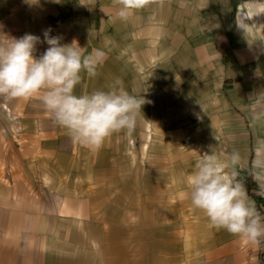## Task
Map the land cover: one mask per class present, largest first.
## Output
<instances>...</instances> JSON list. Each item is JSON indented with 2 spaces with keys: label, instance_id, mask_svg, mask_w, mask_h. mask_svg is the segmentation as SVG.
<instances>
[{
  "label": "rangeland",
  "instance_id": "1",
  "mask_svg": "<svg viewBox=\"0 0 264 264\" xmlns=\"http://www.w3.org/2000/svg\"><path fill=\"white\" fill-rule=\"evenodd\" d=\"M145 39L118 41L107 67L81 73L77 95L118 78L146 100L135 126L98 150L74 144L35 98L0 96V264H212L230 239L193 208L186 179L210 149L222 160L237 151L238 170L247 132L261 147L264 125L235 123L241 112L195 68L189 46Z\"/></svg>",
  "mask_w": 264,
  "mask_h": 264
},
{
  "label": "crops",
  "instance_id": "2",
  "mask_svg": "<svg viewBox=\"0 0 264 264\" xmlns=\"http://www.w3.org/2000/svg\"><path fill=\"white\" fill-rule=\"evenodd\" d=\"M116 11L113 0H0V44L32 34L40 37L36 46L47 45L43 33L49 31L62 43L75 40L86 53L104 49L107 56L98 66L103 69L116 59L118 41L142 37L146 44L173 47L179 39L206 81H215L226 107L230 103L241 112L233 111L235 123L264 125V0H151L127 21L117 19ZM237 130L234 138L245 140ZM247 135L249 159L235 170V179L264 217V179L253 174V161L264 154L252 143L262 136ZM214 258L212 264H264V238L255 245L231 234Z\"/></svg>",
  "mask_w": 264,
  "mask_h": 264
},
{
  "label": "clouds",
  "instance_id": "3",
  "mask_svg": "<svg viewBox=\"0 0 264 264\" xmlns=\"http://www.w3.org/2000/svg\"><path fill=\"white\" fill-rule=\"evenodd\" d=\"M150 2L113 0L116 18L127 21ZM43 37L48 47L39 57L34 55L41 42L38 36L25 34L0 44V96L35 98L74 144L91 150L101 148L114 133L131 130L146 100L141 94H130L118 78L107 90L75 93L81 73L94 77L106 51L93 48L86 53L75 40L62 43L61 37L50 36L49 31ZM257 151L264 154V142ZM239 160L237 151L225 153L223 160L211 149L203 153L186 179V195L212 227L259 245L264 238V217L235 179ZM253 169L257 179H264V159L253 161Z\"/></svg>",
  "mask_w": 264,
  "mask_h": 264
}]
</instances>
